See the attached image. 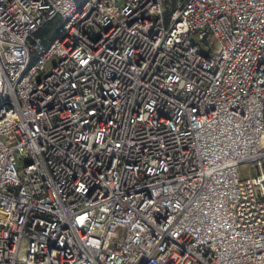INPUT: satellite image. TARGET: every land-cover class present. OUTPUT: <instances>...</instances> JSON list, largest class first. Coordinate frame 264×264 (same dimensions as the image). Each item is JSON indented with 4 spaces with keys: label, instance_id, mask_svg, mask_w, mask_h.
Wrapping results in <instances>:
<instances>
[{
    "label": "built area",
    "instance_id": "obj_1",
    "mask_svg": "<svg viewBox=\"0 0 264 264\" xmlns=\"http://www.w3.org/2000/svg\"><path fill=\"white\" fill-rule=\"evenodd\" d=\"M0 264H264V0H0Z\"/></svg>",
    "mask_w": 264,
    "mask_h": 264
},
{
    "label": "rangeland",
    "instance_id": "obj_2",
    "mask_svg": "<svg viewBox=\"0 0 264 264\" xmlns=\"http://www.w3.org/2000/svg\"><path fill=\"white\" fill-rule=\"evenodd\" d=\"M239 169L243 177L252 176L258 172V168L252 162L241 164Z\"/></svg>",
    "mask_w": 264,
    "mask_h": 264
}]
</instances>
